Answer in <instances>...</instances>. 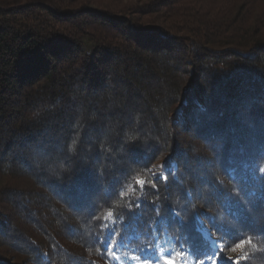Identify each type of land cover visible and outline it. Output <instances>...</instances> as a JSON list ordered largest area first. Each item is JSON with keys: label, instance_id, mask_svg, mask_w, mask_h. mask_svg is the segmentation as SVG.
Instances as JSON below:
<instances>
[{"label": "trees", "instance_id": "trees-1", "mask_svg": "<svg viewBox=\"0 0 264 264\" xmlns=\"http://www.w3.org/2000/svg\"><path fill=\"white\" fill-rule=\"evenodd\" d=\"M205 233L264 264V0H0V264Z\"/></svg>", "mask_w": 264, "mask_h": 264}, {"label": "rangeland", "instance_id": "rangeland-1", "mask_svg": "<svg viewBox=\"0 0 264 264\" xmlns=\"http://www.w3.org/2000/svg\"><path fill=\"white\" fill-rule=\"evenodd\" d=\"M135 1L137 0H123L126 4ZM205 237L211 241L215 251L199 262L195 261L188 253L181 252L175 240L168 236H165L164 240L158 244L156 241L152 248H144L140 253L135 249H126L121 243L114 240H108L104 244L107 252V264H220L217 251L223 247V244L212 238L209 233H205Z\"/></svg>", "mask_w": 264, "mask_h": 264}]
</instances>
